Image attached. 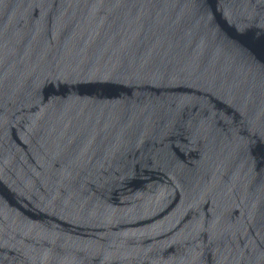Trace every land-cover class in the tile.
Wrapping results in <instances>:
<instances>
[{
  "label": "water",
  "instance_id": "1",
  "mask_svg": "<svg viewBox=\"0 0 264 264\" xmlns=\"http://www.w3.org/2000/svg\"><path fill=\"white\" fill-rule=\"evenodd\" d=\"M0 264H264V0H0Z\"/></svg>",
  "mask_w": 264,
  "mask_h": 264
}]
</instances>
